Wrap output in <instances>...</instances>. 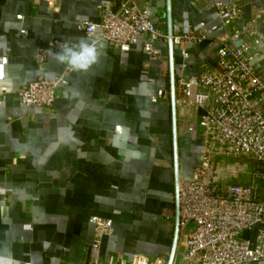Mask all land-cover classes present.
<instances>
[{
    "label": "crops",
    "instance_id": "0c3cea01",
    "mask_svg": "<svg viewBox=\"0 0 264 264\" xmlns=\"http://www.w3.org/2000/svg\"><path fill=\"white\" fill-rule=\"evenodd\" d=\"M250 1L264 8V0ZM54 2L55 9L45 0H0V264H86L92 216L112 225L100 259L113 253L129 264L136 254L164 256L173 235L175 174L189 179L203 149L199 111L189 115V103L175 102V173L170 100L151 101L170 84L167 42H154L156 59L141 49L142 40L121 49L102 44L87 71L68 72L52 57L60 45L53 41L85 36L75 23L98 22L99 15L96 0ZM145 5L167 31V0ZM169 8L173 31L186 19L205 37L172 47L177 99V79L190 83L191 94L200 64L215 66L209 42L225 28L207 6L169 0ZM258 30L252 46L261 54L252 66L262 72L264 24ZM38 51L45 56L41 70ZM64 71L52 108L18 100L22 84Z\"/></svg>",
    "mask_w": 264,
    "mask_h": 264
},
{
    "label": "built area",
    "instance_id": "2783aa9c",
    "mask_svg": "<svg viewBox=\"0 0 264 264\" xmlns=\"http://www.w3.org/2000/svg\"><path fill=\"white\" fill-rule=\"evenodd\" d=\"M45 1L55 9L54 0ZM146 1L152 0H96L98 22L79 20L75 26L98 41L99 48L108 44L121 49L142 40L141 49L150 59L159 54L155 41L168 44L170 39L173 47L205 38L186 19L175 31L171 28L170 34L159 29L148 14ZM189 1L193 7L212 8L225 31L209 42L216 63L214 67L200 64L193 93H189V82L177 79L182 97L176 99L173 75L175 102L189 103V115L199 111L203 149L191 177L176 182L178 234L171 264L174 259L175 264H260L264 262V172L256 170L245 183L228 180L240 170V163L247 164L245 160L264 166V70L257 72L252 66V60L261 54L252 41L260 36L264 8L250 0ZM242 36L247 39L237 41ZM53 44L61 43L54 40ZM35 58L41 70L44 52L38 51ZM66 71L51 79L38 75L22 84L16 90L18 100L25 107L52 108ZM158 100H170L169 87L151 96L152 102ZM223 158L233 162L221 163ZM90 221L93 234L86 264H124L117 254L98 257L102 239L112 233V225L97 216ZM129 264L166 262L164 256L136 254Z\"/></svg>",
    "mask_w": 264,
    "mask_h": 264
},
{
    "label": "clouds",
    "instance_id": "9594fccd",
    "mask_svg": "<svg viewBox=\"0 0 264 264\" xmlns=\"http://www.w3.org/2000/svg\"><path fill=\"white\" fill-rule=\"evenodd\" d=\"M99 42L86 34L76 40L67 39L52 52L54 60L68 72L87 71L96 63Z\"/></svg>",
    "mask_w": 264,
    "mask_h": 264
},
{
    "label": "water",
    "instance_id": "95a60500",
    "mask_svg": "<svg viewBox=\"0 0 264 264\" xmlns=\"http://www.w3.org/2000/svg\"><path fill=\"white\" fill-rule=\"evenodd\" d=\"M167 19H168V34L171 33L170 27V8H169V0H167ZM168 50H169V78H170V112H171V134H172V151H173V160L175 166V173H176V125H175V100H174V82H173V66H172V45L171 40H168ZM176 182L177 176L175 174V181H174V226H173V235L172 241L170 246V251L168 254V258L166 264H171L174 250L177 241V234H178V202H177V191H176Z\"/></svg>",
    "mask_w": 264,
    "mask_h": 264
},
{
    "label": "rangeland",
    "instance_id": "374dc122",
    "mask_svg": "<svg viewBox=\"0 0 264 264\" xmlns=\"http://www.w3.org/2000/svg\"><path fill=\"white\" fill-rule=\"evenodd\" d=\"M178 157H179V152H178V155L176 157V161H177ZM225 162H233V159H231V158L224 159L223 158L221 163H225ZM245 162L247 164L243 165L242 163H244V162L240 163L241 164L240 170H238L236 172L235 177L229 179L228 181H230V182H238V183H245V182L248 181V179L250 178L251 174L253 172H255L256 170L264 172V166L261 163H258V162H255V161H247V160H245ZM263 191H264V188H263ZM168 254H169V252H167V254L164 255L165 262L167 261ZM175 260L176 259H174L173 264H175Z\"/></svg>",
    "mask_w": 264,
    "mask_h": 264
}]
</instances>
